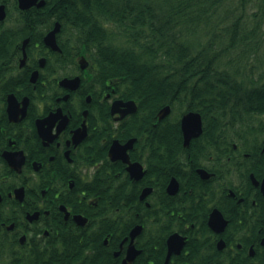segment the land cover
<instances>
[{
	"label": "flooded vegetation",
	"instance_id": "1",
	"mask_svg": "<svg viewBox=\"0 0 264 264\" xmlns=\"http://www.w3.org/2000/svg\"><path fill=\"white\" fill-rule=\"evenodd\" d=\"M72 6L0 0V264H264V115L143 97Z\"/></svg>",
	"mask_w": 264,
	"mask_h": 264
},
{
	"label": "trees",
	"instance_id": "2",
	"mask_svg": "<svg viewBox=\"0 0 264 264\" xmlns=\"http://www.w3.org/2000/svg\"><path fill=\"white\" fill-rule=\"evenodd\" d=\"M61 1L103 74L143 97L195 92L243 125L264 112V0Z\"/></svg>",
	"mask_w": 264,
	"mask_h": 264
},
{
	"label": "rangeland",
	"instance_id": "3",
	"mask_svg": "<svg viewBox=\"0 0 264 264\" xmlns=\"http://www.w3.org/2000/svg\"><path fill=\"white\" fill-rule=\"evenodd\" d=\"M262 55L264 56V48L261 50Z\"/></svg>",
	"mask_w": 264,
	"mask_h": 264
}]
</instances>
